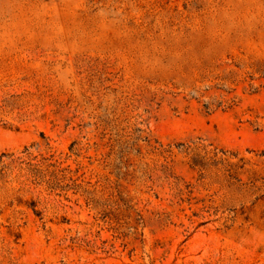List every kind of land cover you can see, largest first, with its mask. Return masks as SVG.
I'll return each mask as SVG.
<instances>
[{
    "label": "rangeland",
    "instance_id": "374dc122",
    "mask_svg": "<svg viewBox=\"0 0 264 264\" xmlns=\"http://www.w3.org/2000/svg\"><path fill=\"white\" fill-rule=\"evenodd\" d=\"M0 264H264V0H0Z\"/></svg>",
    "mask_w": 264,
    "mask_h": 264
}]
</instances>
